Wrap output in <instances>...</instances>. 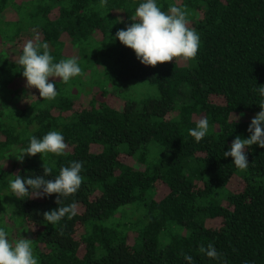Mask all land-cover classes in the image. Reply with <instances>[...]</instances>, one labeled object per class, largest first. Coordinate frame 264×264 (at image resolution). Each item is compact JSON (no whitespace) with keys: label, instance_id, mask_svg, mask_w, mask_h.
Masks as SVG:
<instances>
[{"label":"trees","instance_id":"16d2710c","mask_svg":"<svg viewBox=\"0 0 264 264\" xmlns=\"http://www.w3.org/2000/svg\"><path fill=\"white\" fill-rule=\"evenodd\" d=\"M140 2L0 0V200L30 232L38 264H264V147L246 146L242 170L223 156L260 110L264 0H157L183 8L200 42L195 57L156 65L114 39ZM28 40L81 68L68 82L49 78L52 99L21 74ZM200 118L209 128L197 142L188 130ZM50 130L62 133V153L16 158ZM73 160L81 184L59 203L56 193L9 190L17 174L43 175L44 165L54 178ZM71 203V218L44 219ZM210 243L216 257L200 251Z\"/></svg>","mask_w":264,"mask_h":264},{"label":"clouds","instance_id":"9594fccd","mask_svg":"<svg viewBox=\"0 0 264 264\" xmlns=\"http://www.w3.org/2000/svg\"><path fill=\"white\" fill-rule=\"evenodd\" d=\"M187 12L175 3L168 6L167 11L161 10L157 0H141L135 8L132 23L126 24L115 32L114 39H118L123 45L134 50L136 58L145 65H156L158 62L170 61L175 57L193 58L197 54L200 36L197 31L188 27ZM43 49V51H40ZM21 74L26 78V86L39 90V96L43 99H52L57 95L53 80L49 78L59 77L64 82L81 73V68L75 57L60 59L53 62V57L48 50L47 42L33 43L28 40L19 56ZM260 100V110L251 118L247 127V138L235 136L230 146L223 152L224 157H232L233 163L238 169L248 167L249 161L245 151L246 146L258 145L264 147V84L257 85L254 89ZM236 117V116H235ZM238 117H236V120ZM209 125L207 118H200L196 126L190 128L189 134L198 142L203 138ZM64 137L61 132L50 130L42 137L31 136L26 147L20 149L18 160L24 159V154L30 156L50 152L60 154L65 149ZM82 161L73 160L69 166H62L59 174L54 178H47L49 169L43 165V175H15L8 181V187L12 195L17 198L29 193L35 195L58 194L57 203L61 197L75 193L80 184V170ZM75 203L59 206L43 213V217L49 223L55 224L61 218H71L76 214ZM209 257H216L217 253L210 243L205 250ZM186 260L191 258L185 255ZM0 264H38L33 254L30 238H20L10 241L8 233L0 228Z\"/></svg>","mask_w":264,"mask_h":264},{"label":"rangeland","instance_id":"374dc122","mask_svg":"<svg viewBox=\"0 0 264 264\" xmlns=\"http://www.w3.org/2000/svg\"><path fill=\"white\" fill-rule=\"evenodd\" d=\"M11 12V10L7 11L6 14L8 15ZM180 59H182V56L180 57ZM119 103L121 104L122 101H119ZM235 183V182H234ZM12 205L10 203H8V200L2 198L0 200V216H2L4 213H6V216L4 218V221L0 219V224L6 225L8 226L10 229L8 233V238L10 239V241H15L18 240L20 238H26V235H28L30 232H28V230L24 231L22 230L21 232L19 231L20 228L18 227V225H16L15 223H13L12 219H9V213H12ZM5 208V209H3ZM3 209V210H2ZM4 212V213H3ZM212 223L217 224L218 219L215 221H211ZM34 228H30V230H33Z\"/></svg>","mask_w":264,"mask_h":264}]
</instances>
